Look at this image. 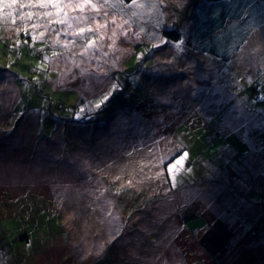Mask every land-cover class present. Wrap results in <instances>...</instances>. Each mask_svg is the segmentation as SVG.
<instances>
[{
    "label": "rangeland",
    "instance_id": "rangeland-1",
    "mask_svg": "<svg viewBox=\"0 0 264 264\" xmlns=\"http://www.w3.org/2000/svg\"><path fill=\"white\" fill-rule=\"evenodd\" d=\"M196 1L0 6V264H264V233L228 205L252 180L264 227V23L227 1L206 44L241 45L232 66L165 34L205 26ZM178 151L192 171L173 187L160 161Z\"/></svg>",
    "mask_w": 264,
    "mask_h": 264
},
{
    "label": "trees",
    "instance_id": "trees-1",
    "mask_svg": "<svg viewBox=\"0 0 264 264\" xmlns=\"http://www.w3.org/2000/svg\"><path fill=\"white\" fill-rule=\"evenodd\" d=\"M125 1L131 2L132 0H125ZM227 1L228 0H197L196 1L198 5L197 7V11L199 12L198 14H200L201 17L205 19L204 20L205 26L203 27L200 26V28L198 29L200 33L195 32L193 29V26H191L192 29L188 30L187 28H185L184 24L182 23L179 26V29L165 30V34L167 35L168 39L176 40V41H183L184 43L186 41L185 37L188 36L189 40H191V43H192V45L190 46V49L188 50L189 52H192L196 49L200 51L202 49L203 51H206L209 54L210 53L214 54V56L217 55V57L218 58L220 57L223 61L226 60L225 62H230V61L233 62L234 57L237 54L241 45L237 44V46L235 47H227L225 45H221L219 48L214 50L213 47L206 44L208 39L213 36L214 32H216L214 33V36L217 37V35L220 32H223V30H227L228 24L231 23L232 21V19L228 21L229 11L234 9L235 7L233 3L227 2ZM237 1H239L242 5L245 4V11H243L244 14L242 13L243 15L241 14L239 19L235 21L236 24H239V26H241L240 24L244 22V18H243L244 16H247L248 19L254 18L256 21L258 20L257 23H254V22L252 23L254 25L260 22L264 23V0H236V2ZM255 3L261 4L262 8L256 9L254 5ZM234 15L232 18H234ZM251 25H247V26H251ZM229 28L232 29L230 30V33L229 31L225 32L229 36L232 32H235L237 34L239 32L242 33V30L239 27H229ZM233 30H237L238 32L233 31ZM220 49L222 50L221 52H220ZM242 180L245 181L244 186L246 187H244V189L242 190L240 188L239 190L235 189L234 192L231 191L230 196H228V199H229L228 205L230 206L229 208L232 211V214H236L239 212L241 216L244 215L243 221L245 222V224L248 225L247 226L248 229H251V231L253 232L254 228L256 227L257 229L256 231H259L261 234H263L264 227L259 222L260 217H257L258 215L262 214L263 210L261 208V205L258 204V201L252 196V193L247 192V189L249 185L252 183V180H247L246 182L245 177H243ZM246 183L247 184L249 183V185L247 186ZM224 192H225L224 189L219 191V196L224 197L223 196ZM235 200L240 201L242 203V206H239L237 210L234 208H231V205H230L231 202ZM244 203L246 206H243ZM230 210L226 211L225 218L226 216L230 215V214L227 215V213H229ZM246 215H249V216H246ZM253 222H256V223H253ZM206 225H208V223ZM200 227L202 228L203 225ZM26 237H27L26 235H23V238L21 239H25ZM229 237L232 238V234L229 235ZM230 238L228 239V244L225 246L227 251L229 252L232 249ZM113 244L115 243L114 242L110 243V245L113 246L112 249L114 248ZM227 254L228 253L226 252L221 257V259H224V257H226ZM225 262L227 263V260H225Z\"/></svg>",
    "mask_w": 264,
    "mask_h": 264
},
{
    "label": "snow or ice",
    "instance_id": "snow-or-ice-1",
    "mask_svg": "<svg viewBox=\"0 0 264 264\" xmlns=\"http://www.w3.org/2000/svg\"><path fill=\"white\" fill-rule=\"evenodd\" d=\"M33 2V0H29V4H31ZM34 2L36 4H38L40 7H46L47 5H53V6H56L58 7L59 6V0H34ZM160 3H163V0H159ZM17 3V0H0V6L2 7H9L11 8L13 5H15ZM69 3H71V0H69ZM91 3V0H82V4H90ZM132 3L135 4L136 3V0H132ZM80 6V5H78ZM20 7L21 8H24L25 5L24 4H20ZM93 8L96 7V5H92ZM9 16H13V20L12 22L15 23V18H14V15L13 13H9L8 14ZM25 15H27L28 17H31L33 14L31 12H28L27 14L25 13H21L20 14V19L23 20L25 18ZM47 15H51V13H47ZM61 24H63L65 21L64 20H61L59 21ZM97 27L98 28H104L105 27V24H97ZM17 31H21L20 29H17ZM23 31H27V29H23ZM90 31H93L92 28H84V27H81L79 29L78 32H73L72 35H80V34H83L85 32H90ZM44 33H40V36H43ZM116 33L113 32V36H115ZM32 39L35 40L37 39V36L36 34L33 32L32 33ZM60 41H57V43H59ZM171 41L161 37L159 38V44L158 45H153V47H159L160 45H164L166 43H169ZM18 43V42H17ZM26 43V42H25ZM180 43H182V41H180ZM95 44V41L94 40H88L86 42V45H85V48H91L93 47ZM15 46V44L13 45ZM143 53H141L142 55ZM55 55V53H54ZM47 58V57H45ZM119 87V85L117 84H113L112 85V89L115 90ZM113 91H108L106 92L105 94H103L102 98H100L98 100V102L94 103L93 105V108L94 109H101L102 107H104L106 105V103L110 100V98L113 96ZM91 110V109H90ZM85 113V109L81 108L77 113H76V116L79 118L81 116H83V114ZM189 158V152L187 151H178L176 153V155H173L171 156V158L169 159H161L160 163L163 164L166 168V172L168 173L169 175V178L171 179V181L173 182L172 186L175 187V181L177 179V176H176V173L178 172H182V171H187V172H191L192 169L191 168H185V161H187ZM160 173H157V176H159ZM117 179H119L117 177ZM126 187H132V181L129 180ZM119 191V189H118Z\"/></svg>",
    "mask_w": 264,
    "mask_h": 264
},
{
    "label": "crops",
    "instance_id": "crops-1",
    "mask_svg": "<svg viewBox=\"0 0 264 264\" xmlns=\"http://www.w3.org/2000/svg\"><path fill=\"white\" fill-rule=\"evenodd\" d=\"M226 64H230V65H234V63L232 62V61H230V62H227Z\"/></svg>",
    "mask_w": 264,
    "mask_h": 264
}]
</instances>
